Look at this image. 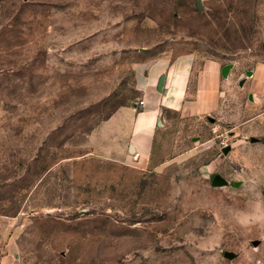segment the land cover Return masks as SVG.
Returning a JSON list of instances; mask_svg holds the SVG:
<instances>
[{
    "label": "rangeland",
    "instance_id": "obj_1",
    "mask_svg": "<svg viewBox=\"0 0 264 264\" xmlns=\"http://www.w3.org/2000/svg\"><path fill=\"white\" fill-rule=\"evenodd\" d=\"M182 54L193 74L227 65L218 110L162 109L145 161L94 134L141 100V63ZM263 137L264 0H0V216L19 264H264Z\"/></svg>",
    "mask_w": 264,
    "mask_h": 264
},
{
    "label": "crops",
    "instance_id": "obj_2",
    "mask_svg": "<svg viewBox=\"0 0 264 264\" xmlns=\"http://www.w3.org/2000/svg\"><path fill=\"white\" fill-rule=\"evenodd\" d=\"M140 65L142 71L137 83L141 89L142 105L118 107L94 134L104 131L121 149L126 147L139 161H145L151 153L161 110L172 109L181 116L215 112L220 104L224 74L221 63L214 59H205L193 74L192 54H182L173 59L159 57ZM192 78L193 88L190 89ZM0 264H19L13 235L1 216Z\"/></svg>",
    "mask_w": 264,
    "mask_h": 264
},
{
    "label": "water",
    "instance_id": "obj_3",
    "mask_svg": "<svg viewBox=\"0 0 264 264\" xmlns=\"http://www.w3.org/2000/svg\"><path fill=\"white\" fill-rule=\"evenodd\" d=\"M226 70H227V65L223 66L221 69L222 74H226ZM251 141H256V138L251 137ZM262 142L264 143V137L262 138ZM222 182V178H220L218 175H215L212 179V183L214 184H219ZM260 241L259 240H253L252 244L253 245H257ZM224 256L227 258H233L234 257V253L231 251H224L223 252Z\"/></svg>",
    "mask_w": 264,
    "mask_h": 264
},
{
    "label": "built area",
    "instance_id": "obj_4",
    "mask_svg": "<svg viewBox=\"0 0 264 264\" xmlns=\"http://www.w3.org/2000/svg\"><path fill=\"white\" fill-rule=\"evenodd\" d=\"M142 103H143V101H142V100H140V101L138 102V104H139V105H142Z\"/></svg>",
    "mask_w": 264,
    "mask_h": 264
},
{
    "label": "clouds",
    "instance_id": "obj_5",
    "mask_svg": "<svg viewBox=\"0 0 264 264\" xmlns=\"http://www.w3.org/2000/svg\"><path fill=\"white\" fill-rule=\"evenodd\" d=\"M260 219H264V216L259 217Z\"/></svg>",
    "mask_w": 264,
    "mask_h": 264
}]
</instances>
